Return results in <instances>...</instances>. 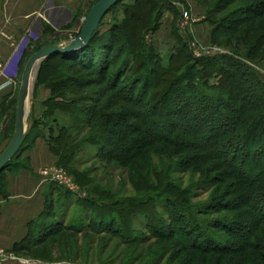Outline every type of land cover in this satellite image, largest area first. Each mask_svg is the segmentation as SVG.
Wrapping results in <instances>:
<instances>
[{
    "label": "rangeland",
    "instance_id": "obj_1",
    "mask_svg": "<svg viewBox=\"0 0 264 264\" xmlns=\"http://www.w3.org/2000/svg\"><path fill=\"white\" fill-rule=\"evenodd\" d=\"M93 1L81 0L69 24L47 26L48 32L29 43L10 112L6 121L0 118V154L15 131L29 57L77 37ZM133 1L102 19L94 65L50 63L39 78L41 63L27 105V140L1 179L0 210L9 198L7 173L29 168L26 153L37 140L53 162L38 172L45 185L42 215L26 225L25 236L9 249L0 247V264H264V136L250 139L248 130L254 120L264 121V0H170L165 7L172 10L158 6L150 14L139 2L137 22L124 13L126 6L134 9ZM142 13L149 27L139 33ZM153 23L157 27L151 30ZM122 26V32L114 29ZM147 52L154 54L152 62ZM206 57L214 61L211 69L220 72H208L211 88L205 93L222 97L228 107L223 115L211 107L201 111L196 90L184 86L185 94L181 88L187 81L183 76L194 67L204 71L198 63ZM179 61L185 66L174 67ZM171 62L172 73L157 78L160 89L151 84L142 89L141 75L151 77L156 63L168 68ZM176 78L183 85L175 83L171 96L157 99ZM181 96L183 102L177 100ZM179 103L187 118L172 115L174 128L161 120L162 134L147 141L146 152L117 156L132 151V139L123 140L119 132L107 135L104 129L119 131L121 121L137 128V117L146 120L152 106L169 119V109ZM240 113V129L232 132L230 124H219ZM84 122L88 125L80 130ZM73 126L80 130L70 133L76 146L69 150L70 160L60 162L50 149L51 139ZM92 132L93 142H84ZM253 141L257 144L250 148ZM109 145L119 146L112 160H107Z\"/></svg>",
    "mask_w": 264,
    "mask_h": 264
},
{
    "label": "crops",
    "instance_id": "obj_2",
    "mask_svg": "<svg viewBox=\"0 0 264 264\" xmlns=\"http://www.w3.org/2000/svg\"><path fill=\"white\" fill-rule=\"evenodd\" d=\"M80 4L81 0H0V54L4 63L0 73V118L4 121L29 43L42 36L45 26L59 29L69 24ZM1 110L5 111L3 116ZM26 157L29 168L6 175L9 198L0 210V247L7 249L25 236L26 225L43 211L45 185L38 172L51 165L53 158L41 140Z\"/></svg>",
    "mask_w": 264,
    "mask_h": 264
},
{
    "label": "trees",
    "instance_id": "obj_3",
    "mask_svg": "<svg viewBox=\"0 0 264 264\" xmlns=\"http://www.w3.org/2000/svg\"><path fill=\"white\" fill-rule=\"evenodd\" d=\"M97 1L98 0H94L93 3L90 6L92 7ZM126 1L127 0H120L114 7L111 8L110 12L115 7L120 6V4H122L123 2H126ZM133 2L134 3L132 4V6H133L134 9L132 10L129 7L126 6L124 8L125 9L124 13L125 14L127 13V17L131 16L132 20L136 21V22H137V20H136L137 15H136V12H134V11L136 10V7L138 6L139 2H142V3H144L146 5V7H147V13L146 14H150L151 10L154 9V8H158V6H160L161 9H165L166 8L165 5H171L170 4V0H134ZM140 7H141V5H140ZM166 9L167 10H172V8H166ZM139 19L142 20V21H145L144 23L139 25L141 27V28H139V33L140 32L144 33V31H146V29L149 27V23L145 20L144 14ZM123 25H124V29H125L126 28V23L123 24ZM156 27H157V24L153 23V26L151 27V30L156 29ZM114 29L115 30H119L120 29L121 32H122L123 31V26L120 27V28L114 27ZM48 31H49V28L47 26H45L44 27V32L46 33ZM135 31H136V29H134V32ZM96 36H97V33L94 34V36L92 37L90 43L86 47H84V48H82V49H80L78 51H75L73 53L66 54V55H52V56L48 57L47 59H45L43 61V64L40 67L39 78L41 77L43 72L48 71V69L52 67V65H50V63L59 64V63H61L63 61H65V62L67 61V62H71V63L77 64L79 66L80 65H84L85 66V64H87L89 66L94 65L92 60L95 57L96 51H99L101 49V46L98 43L99 40H98V38L96 39ZM110 40H111V37H110ZM132 46L137 47V49H138L137 44H135L134 42H133ZM132 52L133 53H129V54L133 55L134 51H132ZM105 53H107V47H106V49L104 51V54ZM83 55H86L87 59H82L81 56H83ZM147 56L148 57L146 59L149 60L150 62H152V58L155 59L154 54L152 52H147ZM127 60H129V58ZM181 60H182V62L184 61L183 59H181ZM204 60H205V62L201 61V62L198 63V64H200V66L202 68L204 67V71L202 70L203 72H201V70H199V69H195V67H194L192 69L191 75L190 74H186V75L183 76V78L187 79V81L184 83V85L181 84L182 81L179 82L178 78H176L175 79L176 81H174L172 83L173 85H169L171 83V81H170L169 84L166 85V88H167L166 90H160L158 92L157 99H159L161 97H165L164 100H166L168 98L167 96H169V95L171 96L172 86L174 87V84L177 83V84L183 85V87H181L182 89L185 88V87H189L191 90H196L195 101H198L201 111L205 110L207 107L208 108L211 107L210 110L212 109L213 112H216L217 114L220 113L221 115L225 114L224 112L228 110V107L224 106V102H223L222 97H218V95H215V96H213V95L212 96H208L207 95L206 96L205 92L207 91V88H211V87H209V84H208V77H209L208 72L211 71L210 72L211 75H214L216 72H220V71H219V69H217V70H212L211 69L212 67H210V66L214 65V61H212L213 59L206 57V58H204ZM182 62L179 61V62L175 63L174 67H183V66H185L184 65L185 62L184 63H182ZM238 62H239L240 65L242 64L240 61H238ZM172 66H173L172 62H171L170 66L168 68L161 67L160 65H158L156 63L155 69H153L151 71V77H148L149 74L146 75V73L141 75L142 76V81H143L142 89L146 88V87L148 88V86L150 84L152 86L158 87V89H160L161 82L157 83V82H159L157 80V78L158 77H160V78L164 77L165 78V77L169 76V74L172 73ZM197 74L200 75V78H198L195 81H193L191 77H194ZM51 76L55 77L53 75H51ZM56 77H57V75H56ZM164 81H166V79H164ZM220 87H221V85L219 86V89L221 90ZM222 89H223V87H222ZM186 90L183 89V92L185 94H188V92ZM223 90L226 91L227 93L232 94V91L230 89L227 90V87L225 89H223ZM157 99L155 98V101ZM161 100H163V98ZM177 100L178 101H182L183 100L182 96L180 98L177 97ZM210 100H211V102H210ZM212 101H213V103H212ZM159 102L162 103L161 101H159ZM180 103L176 105V107H175L176 109H174V110H172V108L169 109V113H168L169 119H166V118L164 119V115L161 112L160 113H156L157 108H154L152 106V107H150L152 115L148 114L146 116V120L149 123H146L147 122L146 120H144L142 117L138 116L137 119L140 120L141 124L139 123L137 128H132L130 125L126 124V122L121 121L122 122V123H120V128L121 129H119V131H110L109 128L104 129V133L107 134V135L110 134L112 136L115 133L119 132V134L122 135V139L123 140L126 139V141H129V139H132V144H133V148L131 149L132 151H129L130 149H128L127 151L123 150V151L119 152V154L117 156L118 157H119V155L129 156L131 154H133L135 156V155H137V154H139L141 152L142 153L146 152L145 150H146V146H147V141L156 140V139L160 138L159 136H160V134H162V132L161 133L158 132V131H160L159 123L162 124L161 120H163V122H165L171 128H174L177 125V123L176 122L170 123L171 121H169L170 117H172V115L178 116V117H182L183 116V118H185V117L187 118L188 116H185V115H183L181 113V112H183V110H178V106L180 105ZM169 104L170 103H168L166 106L170 107L171 104L170 105ZM161 105H163V104H161ZM217 105H219V106H217ZM56 107H58V106H56ZM3 112H5V111H3ZM3 112L1 110V115L2 116H3ZM6 113H7V111H6ZM242 114H244V113H240L239 116L236 117V119H234V118L233 119H226L224 117L223 120H220L221 123H219V124H222L221 126H223V127H225L224 125H226V124H230V126H232V128H230V131H232V132L234 130L240 129L241 128L240 126H241V123H242V120H243L242 119ZM92 118H93V116H90V118L86 119V122L89 124L90 121L92 120ZM150 121H155V122H151L150 123ZM87 123H85V122L81 123L80 124L81 125L80 126V130H84V127L86 129V126L88 125ZM251 124L252 125L248 128L250 133H252V136H249V137H251L250 139H253L255 137L258 139V138H261L262 136H264V131H263L264 130V121H260V120L256 119ZM78 128L79 127L76 128L74 126L70 127L67 130L62 128V129L59 130L60 131L59 137L51 139V145L54 144L56 147H54V145L53 146L50 145L51 146L50 149H51V151H52V153L54 155L59 157L60 162H66V161L70 160V156L71 155L69 153L70 152L69 150H70L71 147L76 146V144H74L73 141L70 140L71 137H72L70 133L75 131V132H77V134H79L80 130ZM244 128L246 129V127H244ZM225 130H227V129H225ZM230 131L228 130V131H225V132H230ZM91 134H93L92 137L84 139V142H87V143H89V142L92 143L93 142L92 139L95 138L96 132H92ZM129 134H130V136H129ZM27 137H26L22 147L20 148L18 154L9 162V164L2 170V172H0V190L4 191V189H5V186L3 187V189H1L2 188V186H1L2 177L4 176L5 172L12 165L13 160L16 159V157H18L20 155V153H22V150H23L24 144H25V142L27 140ZM255 144H257L256 141H253V143H251V145H250V148H254ZM118 147L119 146L115 147V145L114 146L113 145H109V147H107L108 148L107 149V152H108L107 153V160L108 159L112 160V158H114L116 156L114 154H116L115 150ZM67 155H70V156H67ZM243 184H245V183H243ZM253 203H254V201H253ZM135 210H136V212H142V209H140V208H135ZM173 219H176V217H174Z\"/></svg>",
    "mask_w": 264,
    "mask_h": 264
},
{
    "label": "water",
    "instance_id": "obj_4",
    "mask_svg": "<svg viewBox=\"0 0 264 264\" xmlns=\"http://www.w3.org/2000/svg\"><path fill=\"white\" fill-rule=\"evenodd\" d=\"M119 1L120 0H98L90 8L84 18L81 30L77 37L71 39L67 44L44 46L29 57L20 81L15 117V131L10 143L0 154V172H2L9 162L18 154L27 137V105L33 80L37 75L41 63L52 55L73 53L86 47L97 32L104 16Z\"/></svg>",
    "mask_w": 264,
    "mask_h": 264
},
{
    "label": "built area",
    "instance_id": "obj_5",
    "mask_svg": "<svg viewBox=\"0 0 264 264\" xmlns=\"http://www.w3.org/2000/svg\"><path fill=\"white\" fill-rule=\"evenodd\" d=\"M0 42H1V38H0ZM3 69H4V63H3V60H2V57H1V54H0V73L3 72Z\"/></svg>",
    "mask_w": 264,
    "mask_h": 264
}]
</instances>
